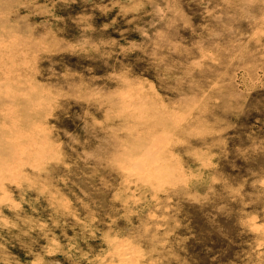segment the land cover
<instances>
[{"label": "rangeland", "instance_id": "1", "mask_svg": "<svg viewBox=\"0 0 264 264\" xmlns=\"http://www.w3.org/2000/svg\"><path fill=\"white\" fill-rule=\"evenodd\" d=\"M117 247L264 264V0H0V264Z\"/></svg>", "mask_w": 264, "mask_h": 264}, {"label": "bare ground", "instance_id": "2", "mask_svg": "<svg viewBox=\"0 0 264 264\" xmlns=\"http://www.w3.org/2000/svg\"><path fill=\"white\" fill-rule=\"evenodd\" d=\"M113 255L117 259V261L119 262V264H127L125 262L126 260L128 262H130V261H132V258L134 259V257H135V255L133 256V252H131L130 250H127V248H123V247H117L114 250Z\"/></svg>", "mask_w": 264, "mask_h": 264}]
</instances>
